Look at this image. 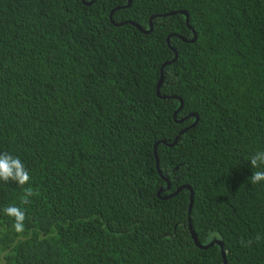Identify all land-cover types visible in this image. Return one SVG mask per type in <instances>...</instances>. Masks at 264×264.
Listing matches in <instances>:
<instances>
[{
	"label": "trees",
	"instance_id": "1",
	"mask_svg": "<svg viewBox=\"0 0 264 264\" xmlns=\"http://www.w3.org/2000/svg\"><path fill=\"white\" fill-rule=\"evenodd\" d=\"M258 151L264 0H0V264H264Z\"/></svg>",
	"mask_w": 264,
	"mask_h": 264
},
{
	"label": "clouds",
	"instance_id": "2",
	"mask_svg": "<svg viewBox=\"0 0 264 264\" xmlns=\"http://www.w3.org/2000/svg\"><path fill=\"white\" fill-rule=\"evenodd\" d=\"M249 161L252 168L262 169L257 170L251 175V183L255 184L264 181V151L256 152ZM30 179L31 177L29 176L28 170L18 157H14L8 153H0V181L5 183L14 181L18 186L22 187L27 184ZM33 195L34 193L32 190L27 189L21 202L24 204L30 203L28 198ZM4 212L7 216L13 218L14 230L17 233H22L24 231V220L26 218L25 212L15 205L8 206L4 209ZM255 239L258 241L261 237L257 235ZM251 243V241H241V244L246 247L250 246Z\"/></svg>",
	"mask_w": 264,
	"mask_h": 264
},
{
	"label": "water",
	"instance_id": "3",
	"mask_svg": "<svg viewBox=\"0 0 264 264\" xmlns=\"http://www.w3.org/2000/svg\"><path fill=\"white\" fill-rule=\"evenodd\" d=\"M129 4V0H127V5ZM181 13L182 14H184L185 15V21H186V23H187V13L185 12V11H181ZM111 14V13H110ZM110 16V15H109ZM118 24H120V23H115V25H118ZM138 29H140V27L138 26V25H136V24H134ZM151 24H150V22H149V29L148 30H146V32H148L149 30H150V26ZM192 34H193V37L190 39V40H188V41H193L194 39H195V32L192 30ZM172 50H173V53H174V55H173V57H172V59L171 60H167V61H165L162 65H161V67H160V75H159V78H158V80H157V84H156V92H157V94H158V87H159V85H160V83H161V81H162V66L164 65V64H168L169 62H171V61H173L175 58H176V52H175V50L172 48ZM158 96L159 97H163L162 95H159L158 94ZM178 100H179V105H178V107H177V109H179L181 106H182V102H181V100L179 99V98H177ZM195 121H196V116H195V119H194V121H193V123L191 124V125H193L194 123H195ZM176 139H177V136L173 139V141L170 143V144H173L175 141H176ZM162 143H166L165 141H161ZM169 144V145H170ZM155 166H156V169H157V161H155ZM165 179V178H164ZM191 201H192V192L190 191V195H189V207H190V204H191ZM188 230H189V233H190V237H191V239H192V241L194 242V244L197 246V247H199V248H206L207 246H208V244H206V245H202V244H200L199 242H197V240H196V237H195V234H194V232H193V230L191 229V225H190V223L188 222ZM215 242L219 245V248H220V253H221V256H222V260H223V264H225V257H224V252H223V250H222V245H221V242L220 241H218V240H215Z\"/></svg>",
	"mask_w": 264,
	"mask_h": 264
}]
</instances>
